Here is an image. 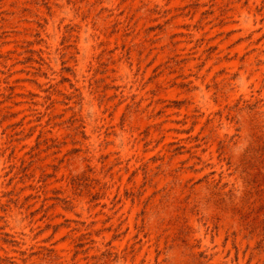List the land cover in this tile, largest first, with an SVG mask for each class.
Returning a JSON list of instances; mask_svg holds the SVG:
<instances>
[{
	"label": "rangeland",
	"instance_id": "obj_1",
	"mask_svg": "<svg viewBox=\"0 0 264 264\" xmlns=\"http://www.w3.org/2000/svg\"><path fill=\"white\" fill-rule=\"evenodd\" d=\"M0 264H264V0H0Z\"/></svg>",
	"mask_w": 264,
	"mask_h": 264
}]
</instances>
